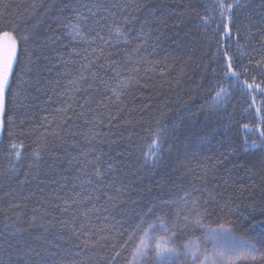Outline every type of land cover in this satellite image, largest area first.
<instances>
[{
    "label": "trees",
    "instance_id": "1",
    "mask_svg": "<svg viewBox=\"0 0 264 264\" xmlns=\"http://www.w3.org/2000/svg\"><path fill=\"white\" fill-rule=\"evenodd\" d=\"M220 2L0 0V28L27 37L0 113V264H125L146 222L176 233L175 264H194L185 245L264 264V95L247 88H264V0H223L231 19ZM225 230L240 247L215 261L228 239L205 236Z\"/></svg>",
    "mask_w": 264,
    "mask_h": 264
},
{
    "label": "snow or ice",
    "instance_id": "2",
    "mask_svg": "<svg viewBox=\"0 0 264 264\" xmlns=\"http://www.w3.org/2000/svg\"><path fill=\"white\" fill-rule=\"evenodd\" d=\"M234 6L238 7V4L234 5L233 3H228L225 6V3L223 2V0H221V2L218 4L220 16L223 18L227 15L228 18L231 19V11ZM203 19L205 23H207L210 18L205 16ZM68 26L71 28L70 34L72 35V39L75 40L79 38L80 40H86V35L84 34L80 24L70 23ZM225 29L227 31V25H225ZM123 36L124 32L122 31V28L120 26H116L112 30L109 39L114 38L116 40H119ZM21 39L27 40V37L25 36L21 38L14 28H11L10 26L0 28V113H3L5 111L6 91L10 87V80L14 75L15 66L19 60L18 52L20 48ZM101 39L104 38L101 37ZM113 71L115 75L113 78V84L109 85L110 91L112 93V96L109 97V99L114 98L116 100H119L121 95H123L122 90L128 87V83L131 78L126 77L124 79H121L120 70L113 69ZM224 74L225 76L231 75L236 76L238 78V74L232 70V65L230 63L224 69ZM93 75H95V73H93ZM81 79H84V77H81ZM247 88L258 89L260 94L264 95V88H261L259 84H247ZM224 95H226V90L222 89L221 91L217 92L215 97H213V103L220 102L223 99ZM70 107L71 105L69 104L68 108ZM244 127L247 128L248 126L245 125ZM260 135L264 137V132H261ZM12 147L15 148L16 145H12ZM252 147H256L255 141H253ZM19 154L20 153L17 152V156H19ZM35 155L38 156L39 153L37 152L35 153ZM196 215L198 216V212L196 213ZM184 219L187 220L188 217L185 216ZM146 223H148V227L140 229L141 231H143L144 235L140 237V245L136 247L135 252L133 253V259L138 260L139 264H175V258L180 256V253L175 247V241L173 239L176 236V233L171 232V230L165 228L162 223ZM194 223L197 227L202 226V220L199 218L195 219ZM220 228L225 229V225L221 224ZM149 229L152 230L151 235L149 234ZM160 231H162L164 234H158ZM231 235L232 233L230 230H225L219 233L212 232L206 235L205 239H227L231 237ZM129 239H132L131 234L129 235ZM149 240H151V243H148ZM213 247L217 248V245L214 244ZM239 247L240 246L232 245V247L229 248L228 251L236 253L238 252ZM246 247H248L250 251L244 253L242 256H237V258L255 260L256 257L251 255V251H256L255 246L248 245ZM185 248L187 249L184 252L185 257L191 254L193 257L194 264H203V262H201L199 260V257L196 255V252L199 251L198 246L195 247V250H193V248L189 247L188 245H185ZM217 255L220 258H223L224 253L217 250ZM204 259L206 261L207 257L205 256Z\"/></svg>",
    "mask_w": 264,
    "mask_h": 264
},
{
    "label": "rangeland",
    "instance_id": "3",
    "mask_svg": "<svg viewBox=\"0 0 264 264\" xmlns=\"http://www.w3.org/2000/svg\"><path fill=\"white\" fill-rule=\"evenodd\" d=\"M149 234L151 235L152 234V230H150L149 229ZM158 234H160V235H163L164 233L162 232V231H160ZM143 235H144V233H143ZM142 235V236H143ZM228 240H226V239H220V240H226V247H224L223 249H222V251H223V253L225 254H228V252H227V250L229 249V247H230V240H229V238H227ZM148 243H151V240H149L148 241ZM139 245H140V243H139ZM138 245V246H139ZM246 245H243V247H242V249H241V252L243 253V252H245V250H246ZM220 251V250H219ZM224 257V256H223ZM230 257V255H228V256H226V257H224V258H220L218 255H217V250L215 251V253H214V260L216 261L218 258L219 259H227V258H229ZM125 264H139V261L138 260H134L133 259V254H131L129 257H128V260H127V262L125 263Z\"/></svg>",
    "mask_w": 264,
    "mask_h": 264
}]
</instances>
